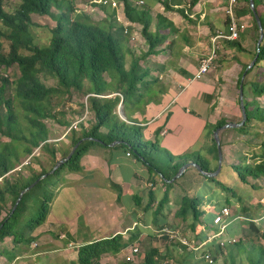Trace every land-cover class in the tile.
<instances>
[{
	"label": "crops",
	"instance_id": "1",
	"mask_svg": "<svg viewBox=\"0 0 264 264\" xmlns=\"http://www.w3.org/2000/svg\"><path fill=\"white\" fill-rule=\"evenodd\" d=\"M112 1L115 7H106L104 13L99 8L94 9L104 15V18L114 20L115 26L120 28L125 36L124 44L132 55L139 56L141 52H146L148 45L141 35V25L126 19L122 2ZM128 1L137 10L148 11L152 20L149 30L160 43L156 46L155 53L141 62L150 72L147 81L156 82H152L137 105L124 110L120 103L114 112L116 121L121 119L128 125L142 128L143 140L157 145V149L152 151V159L157 168L164 172H170V168L178 159L188 158L189 161L185 164L194 163L196 156L205 159L209 167L216 170L217 162L210 154L211 142L206 138V133L220 121L226 124L241 121L236 120L241 118L237 80L243 65L253 60V52L256 49L255 32L247 20L248 15L237 18L245 24V29L234 42L238 45H231L232 41L225 39L215 41L218 45L217 51L219 50L217 55H226L225 61L221 65L218 64L219 71L216 72L217 67L213 65L201 80H194L201 58L215 45L213 40L216 35L227 32L230 20L226 13L228 7L223 6L225 3L228 5L229 0H199L193 7L190 6V0ZM233 57V61H230ZM116 96L120 97L114 93L106 95L110 99ZM245 100H248V94ZM118 113L122 118L119 119ZM74 115L70 118L72 120L68 121L69 126L65 127L60 139L49 137L50 148L58 147L60 141V149H55L57 161L58 157L60 160L64 159L77 144L71 148V131L66 133L71 123L82 117ZM81 124L74 130L77 136L83 130L90 129L94 121H89V125L88 122ZM237 129H222L218 132L222 152L218 177L225 170L233 171L231 167L245 161L244 157L253 156L247 153L248 135H242ZM106 130L101 128L99 131L104 134ZM118 144H109L107 147L89 146L80 158L79 170L63 172L55 184L50 185L55 189L53 195L51 194L52 199L44 223L25 235L32 239L30 243L14 244L12 238L0 241V264H76L79 247L116 235H121L124 239L131 236L136 239L133 244L116 256L103 255L99 261L100 264H123L130 247L138 248V241L143 239L153 240L157 237L154 234L167 229L173 223L188 226L184 227L185 231H169L194 246L201 247L199 250L210 253L213 257H221V251H227L230 257L229 250L239 255L236 244L226 245L224 249L219 247L220 240L230 238L238 239L237 245L241 241L238 246L246 251H249L250 247L252 250H264V239L260 236L264 231V195L261 193L263 189L256 188L260 194L253 200L242 201L232 188L230 197H226L224 191L216 197L204 196L199 206L202 215L196 227V233L202 239H196L190 228L193 223L191 216L182 220L177 218L176 212L183 197H194L193 189L198 190L201 186H206L208 181H201L192 171L195 169L187 167L173 182L165 181L169 184L166 188L158 173H150L146 165L132 154L114 148ZM39 151L40 155L48 157L46 159L51 163L50 156L46 152L44 154L41 148ZM161 155L166 159V164L162 166ZM170 157L173 159L171 163ZM32 161L40 170L38 159L34 158ZM233 173L236 175L234 171ZM185 175L192 179L189 187L178 183ZM218 180L222 183L221 178ZM247 185H239V189ZM165 193L167 202L157 213L159 202L163 200ZM223 207L230 209L231 213L225 221L226 231L220 238L210 240V236L216 234L218 228L213 225V218ZM3 217L0 215V218ZM250 239H253L254 243H250ZM153 248L158 250L159 256L167 254V249L156 245ZM176 248L184 250L186 247ZM186 250L191 258L194 251L188 248ZM135 259V263L131 264L137 263L138 255Z\"/></svg>",
	"mask_w": 264,
	"mask_h": 264
},
{
	"label": "trees",
	"instance_id": "2",
	"mask_svg": "<svg viewBox=\"0 0 264 264\" xmlns=\"http://www.w3.org/2000/svg\"><path fill=\"white\" fill-rule=\"evenodd\" d=\"M118 1L122 2L124 6L126 19L132 23L140 24L142 27L141 35L148 45V50L139 56L132 55L124 43L123 47L122 40L113 30L115 27L113 19H107L110 22L109 31H105L99 24L90 22L88 17L84 15L85 13H76L77 9L73 6V0H0V39L4 38L10 42V49L7 54L3 53L0 42V67L10 69L17 66L19 72L13 86H11L9 76L0 80V108L6 109V115H0V136L9 140L0 143V215L8 201L11 205L6 215L0 218V241L12 238L14 244L31 242L32 239L25 237V235L44 223L52 195L42 197V203L36 217L27 221L23 230L17 232L16 223L22 217L20 215L26 212L30 197L36 192L47 191L49 187L55 184V179L61 177L63 172L78 171L80 158L87 152L89 146L107 147L111 143L120 142L114 148L132 154L134 158L146 165L150 173H158L166 188L169 186L166 182L173 179L180 167L189 161L188 158L178 159L170 168V172H164L157 168L152 159V151L157 149V145L143 140L142 128L114 120L116 117L114 112L120 103L124 110L137 105L142 101L145 91L156 82L147 81L150 72L145 69L141 62L153 55L156 46L160 43L149 30L152 20L148 11L137 10L132 7L128 0ZM243 1L246 6L235 9L237 4L242 5ZM248 1H235L233 5L234 16L242 18L249 15L252 19V27L258 31ZM253 1L255 12L261 21L263 40L259 48L254 51L252 58L254 59L257 55V59L247 74L253 70L264 69V13L259 14L258 11L259 7L264 8V0ZM9 2H13V5ZM198 2L199 0H190V6L193 7ZM163 5H166V1L163 2ZM108 6L110 5H94L102 12ZM53 9L56 10V15L52 13ZM33 15L50 17L56 23L50 31L47 45H40L36 42L33 28L37 25L31 20ZM234 42L232 41L231 45H238ZM127 55L132 57L128 67H126ZM247 66L248 64L243 67L239 74L238 90L241 77ZM257 77L259 78H254L248 83L250 94L253 97L250 102L245 100L248 90L247 85L243 84L247 119L244 126L238 128L237 131L244 136L252 132L251 127L254 125L264 124V109L257 101V99L264 97V73H259ZM50 79L56 81L55 86L45 85L44 82ZM85 81L89 83L86 90L84 89ZM9 87L12 88V96L6 95ZM74 92L88 96L86 108L88 112L92 113L91 119L94 121V125L90 129L83 130L78 136L75 131H71V148L81 139L86 140L78 146L70 160L60 166L52 175L39 181L32 189L24 193L16 209L10 215L21 191L48 173L56 164V150L48 146L49 131L42 121L55 119L56 112L53 111L51 105L53 97L59 94L60 96H69ZM111 93L119 94L120 97L107 98L106 95ZM15 103L19 105L22 111L20 116L23 118V123L19 122L20 116L17 114ZM59 123L65 127L69 126V122L65 119ZM225 124V122L220 121L214 127L209 128L206 133V138L211 142L210 154L216 162L217 148L212 134ZM81 125L83 126V124ZM101 128H106V133H100ZM257 136L259 135L257 134ZM88 138L92 140H88ZM95 140L100 141L101 144ZM40 145L41 150L51 158L50 170L41 166L38 172L30 169V175L26 178L22 176L7 178L8 173L21 164L18 149L23 152L24 156H29ZM258 148L259 152L252 156L254 163H249L245 159V161L231 167L242 184H249L248 179L256 181L264 178V139L261 140ZM67 154L68 152L64 157ZM171 162L173 159L170 157ZM194 163L204 172L212 173L215 171L200 156L195 157ZM210 180L224 192H232L227 185L213 178ZM256 188V186H252V189L255 190ZM166 202L167 193L159 202L157 213L161 211ZM200 204L201 199L199 197H183L176 212L177 218L182 220L191 216L193 223L190 228L195 233L196 239H202L196 233V227L202 215L199 210ZM260 236L264 239V231ZM135 241L136 239L131 236L124 239L121 235H116L109 239L81 246L78 249L76 264H99L98 262L103 255L116 256ZM238 245L235 246L239 247ZM158 258V250L152 248L144 254L142 264H157ZM123 264L131 263L124 261ZM252 264L254 263L252 262Z\"/></svg>",
	"mask_w": 264,
	"mask_h": 264
},
{
	"label": "rangeland",
	"instance_id": "3",
	"mask_svg": "<svg viewBox=\"0 0 264 264\" xmlns=\"http://www.w3.org/2000/svg\"><path fill=\"white\" fill-rule=\"evenodd\" d=\"M93 1L94 0H73V3H74L73 6L77 10L84 11V13H85L84 15H86L88 17L90 22H92L94 24H99L102 29H104L105 31H109L108 25L110 22H105V20H107V19L104 18V15H102L99 11L91 12L90 8L94 7V5H95L93 3ZM237 1L241 2V0H237ZM10 4L13 5V2H11ZM226 6H228V5H226V3H225L223 7H226ZM245 6H246V4L243 1L242 5L237 4L235 9H238V7L240 8V7H245ZM258 11H259V14H263L264 8L259 7ZM52 13L54 15H56L57 12H56V10L53 9ZM31 20L37 25L35 28H33V31H34L33 34L35 35L36 42L40 45H47L48 39H49L50 34H51L50 31H51V29H53L55 27L56 23L50 17H47V16H41L40 17L37 15H33L31 17ZM247 20H249V23L252 25V19L249 17V15H248ZM113 30L115 32H117L116 35L122 40V45L124 47L123 43L125 42V37L123 36L121 29L115 26L113 28ZM253 30L255 32V39L257 42L258 31H256L254 28H253ZM0 42L2 45L3 53L7 54L9 52V49H10V42L4 38L0 39ZM254 53L255 52H253V54ZM135 54H137V52ZM227 56H229V55H227ZM224 57H226V55H222L220 53L217 55V59L214 62V66L217 67V69L215 70L216 72H218L220 69L218 67V64L221 65V63H223V61H225ZM131 59H132V57L127 55V57H126V66L127 67L129 66ZM233 59H234V57L231 58L230 61H233ZM221 60H222V62H220ZM246 64H244L243 67ZM243 67H242V69H243ZM242 69H241V71H242ZM7 71H9V80H10V83H12L11 86H13V83L15 82L17 77L19 76L18 68H17V66H13L12 68H10ZM259 73H264V69H261L259 71L253 70L250 74H247L245 76L243 84L247 85V90H248V100L247 101L248 102H250L253 99L252 95L250 94V89L248 87V83H250L254 78L255 79L259 78V77H257V75ZM44 83L46 86H52L53 87L56 85V81L51 80V79L44 82ZM87 87H89V83L85 81L84 82V89L86 90ZM6 95L12 96V88L11 87L8 88ZM87 98H88L87 95H82V93L80 94V93H75V92L69 96H67V95L66 96H60V94H59V95L53 97V99L51 100V105L53 107L52 108L53 111L56 112L55 119H53V120L47 119V120L42 121L48 129L49 137L51 139H56V140L60 139V137L63 135V133L65 131L64 130L65 126L61 125L59 123V121L63 120L62 115L63 116L65 115L64 119L67 122L72 120L70 118L73 117L74 114H76L78 116L79 115H82V116L85 115L86 107H87ZM257 101H258L259 105L261 106V108L264 109V97L257 99ZM16 103L14 105L17 108L18 116H20L22 111H21L19 105ZM5 111H6V109L1 107L0 108V115H6ZM67 115H68V117H67ZM118 117H119V119L122 118L119 113H118ZM78 118H76L75 120H77ZM91 118H92V113L89 112L86 116V122H88V125H89V121L92 122ZM115 119H116V117H114V120ZM231 120H233V119H231ZM236 120L239 122L241 120V118L236 119ZM19 122L20 123L24 122L23 118H21V116L19 117ZM120 122H122L121 119H120ZM251 129H252V132L248 135V137H246L247 145L249 148L247 153L250 155L251 154L255 155V153L259 152L258 146H259L261 140L264 139V124H256L253 127H251ZM256 133L259 136H257ZM8 141L9 140L7 138L0 136V143H5ZM17 149H18V147H17ZM55 149H60V141H58V147H56ZM18 152L20 154V160H21L20 162H23L25 160V158L28 156H24L23 152H21L19 149H18ZM44 154H45V152H44ZM40 156L41 157H39V158L34 156V157H36L35 158L36 160L38 159V163L40 164V166H43L46 170L50 169L52 166V163L47 161L48 157H43L42 155H40ZM158 156H160V155H158ZM161 158H162V160L160 161V165L162 166L163 164H166V159H164L163 155H161ZM244 158L245 159L248 158L249 163H254L253 158L251 156L250 157H244ZM58 160H60V157H58ZM30 169L31 170L37 169L36 171L37 172L39 171L37 166L33 165V161H32L30 166H28L26 169H23L20 172L19 171H11L8 174L7 178H9V177L15 178L18 176H22V177L26 178L30 175V172H29ZM192 171L195 173L196 177H199V179H201V181L206 180L209 183L204 187L201 186V188H199L198 190L193 189V190H195V191H192L194 196L199 197L200 199H202L206 195L216 197V196H219V193H221L223 191V190H221V188L219 189L217 186L215 187V184H213L211 182L212 180H210L211 178H209V179L205 178L204 176L200 175L196 169L195 170L192 169ZM195 171H197V173ZM219 178L222 179V183H224L225 185L232 188V190L236 191L235 193H236L237 197L242 199V201L244 199H249V200L252 199L253 200L256 198L257 194H260V193H258V190L252 189L251 188L252 186H256V187H259V189H263V191L261 193L264 195V178H261L257 182L249 179L248 180L249 184L247 186H243V188H240V189H239V185H243V184L241 182H239V180L237 179V177L233 173V171L225 170L223 173H221L219 175V177L217 175L213 179H216L217 181H219L218 180ZM55 181H56V179H55ZM191 182H192V179L188 178L187 175H185L183 178H181L178 181L179 185L181 184L185 187H189L191 185ZM176 183H177V181L175 182V184ZM54 189L55 188L50 187L49 189H47V191H45L43 193L42 192H40V193L36 192L32 195V197H30V200L27 204L28 208H27L26 212H24L22 215H20L22 217L20 219L18 218L19 220L16 223L15 227L17 228L16 229L17 232H20L23 230V227L27 223V221L34 219L36 217V215L38 214L37 212H38L40 205L42 203V197L50 196L51 194L53 195ZM213 189H218V190H213ZM224 195L226 197H230L231 194H230V192H224ZM10 207H11L10 203L5 204L4 209H3V213L1 214L2 217L9 211ZM187 226L188 225H185V224H177L176 225L173 223V224H170L169 227H167V229L166 228L162 229V230L160 229L161 230L160 232H158L157 234H154L157 237H155L153 240L152 239H147V240L143 239L142 241H138L139 253H138V259H137L136 264H142L144 254L147 253L150 249H152L155 245H156V247H160L162 249H167V254L165 256L160 255L158 260H157V264H165V263H167V264H252V262L254 264H256V263L257 264H264V250L263 249L252 250V247H250L249 251L248 250L246 251L245 248H243V247H238L237 248L238 253H239L238 256L234 252H232L231 250L228 251L229 255H231L230 257L227 255V251H225V253H223L224 251H221L222 252L221 257L220 256L213 257V255H211L210 253H207L203 250H198L196 252L195 251L192 252L193 253V254H191L192 257L189 258L190 256L188 255L189 253L186 250V248L184 250H178L176 248V246H179V247L180 246L184 247V246H182L180 243H178L175 240H171L169 238L168 234L165 232V230L169 231L171 229L183 230L184 227L187 228ZM183 231H185V230H183ZM249 242L254 243V240L250 239ZM241 243L242 242L240 241L239 244H241ZM191 246H194V244L191 243ZM206 255L211 256L210 257L212 259L211 263H209L208 261H206V259H204ZM176 257H178V258H176ZM98 263L100 264V262H98Z\"/></svg>",
	"mask_w": 264,
	"mask_h": 264
},
{
	"label": "built area",
	"instance_id": "4",
	"mask_svg": "<svg viewBox=\"0 0 264 264\" xmlns=\"http://www.w3.org/2000/svg\"><path fill=\"white\" fill-rule=\"evenodd\" d=\"M235 1L236 0H229L228 1L227 14L229 16L230 21H229V24L227 26V32H226V34L218 33L213 40L214 44H215V41L217 39L236 41L239 38L240 32L245 29V25L243 23H241L233 14V5H234ZM93 3L96 5H103V6L110 5V6L115 7V3L112 0H95V1H93ZM94 8H98V7L90 8L91 12L96 11ZM81 12L84 13V11H80V10H77L76 13H81ZM217 47H218V45L215 44L213 49L201 58L199 68L194 75V80H201L204 76H206L210 72L212 66L214 65V62L217 59ZM7 70H9V69H4V67H0V80L2 78H7L9 76V71H7ZM87 114H88V111L86 108L85 115L82 116L79 120L73 121L66 133H68L69 131L77 130L79 124L85 123ZM41 145L37 149H34L33 152L28 157H26L25 160L23 162H21L20 165L15 167V169L13 171H19L20 172L25 167L30 166L32 163V159H34L36 157L38 158L40 156L39 150H40ZM34 156H36V157H34ZM127 156H129V153H127ZM0 180H1V178H0ZM230 214H231L230 209H228L227 207H223L219 211V213L214 216L213 225L217 226L218 228H217V233L212 234L210 236V240H213L215 238H220L223 235V233L226 231V227H227V224H225V221L230 217ZM165 232L168 234V236L171 240L177 241L182 246H185L186 248L190 249L191 251L196 252L201 248V247L191 246V243H189L186 239L179 237L177 234H174V232H171L168 230H166ZM238 241L239 240L236 238H230L227 240H220L218 245L220 248L224 249L226 245H234ZM138 253H139V249L137 247H134V246L130 247L128 250V253L126 254V256L124 258V261L129 262V263H135V260H136L135 257L138 255ZM210 257H211L210 255H206L204 259H206V261L211 263L212 259Z\"/></svg>",
	"mask_w": 264,
	"mask_h": 264
},
{
	"label": "water",
	"instance_id": "5",
	"mask_svg": "<svg viewBox=\"0 0 264 264\" xmlns=\"http://www.w3.org/2000/svg\"><path fill=\"white\" fill-rule=\"evenodd\" d=\"M248 3H249V9L251 10V13H252V15L254 17V20L256 22L257 29H258V39H257V42H256V48L258 49L260 44L262 43V40H263V29H262V25H261V21L259 19V16L256 14L255 9H254V1L253 0H249ZM256 59H257V55L249 63V65L247 66V68L244 71V73H243V75L241 77V80H240L241 84L239 86V106H240V111H241V121L239 123H227V124L223 125L221 128L216 129L214 131V133H213V139H214V142H215L216 147H217V168H216V170L214 172H212V173L204 172L196 163L189 162V163H186L185 165H183L182 167H180V169L178 170V172L175 175V177L171 181H167V182H173L176 178L180 177V175L183 174L184 170L187 167H193L194 169H196L198 171V173L200 175L204 176L205 178H211L212 179V178H215L219 174L220 169H221V165H222V152H221V149H220V142H219V139H218V132L220 130H222V129H237V128H241L242 126H244L245 121L247 119V116H246V111H245V106H244V98H243V82H244L245 76L247 74V71L250 70L254 66V63H255ZM89 140H91V139H89ZM96 141L101 143L98 140H96ZM82 142H83V140L79 141L72 148L70 153L64 159L57 161L50 172H48L47 174L41 176L33 184H31L26 189L21 191V193L19 194L14 206L12 207L10 215L16 209V207L19 204L23 194L28 192L30 189H32L39 181L45 179L49 175H52L60 166L64 165L68 160H70V158L74 154L75 150L78 148V146ZM117 143H120V142L111 143L110 146H113V145H115Z\"/></svg>",
	"mask_w": 264,
	"mask_h": 264
}]
</instances>
